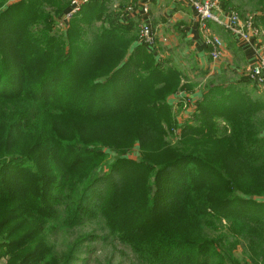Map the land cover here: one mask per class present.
Segmentation results:
<instances>
[{"label": "trees", "instance_id": "obj_1", "mask_svg": "<svg viewBox=\"0 0 264 264\" xmlns=\"http://www.w3.org/2000/svg\"><path fill=\"white\" fill-rule=\"evenodd\" d=\"M65 1L0 0V258L76 264L101 238L137 264H264V201L246 188L264 175L254 82L245 74L208 86L195 125L184 121L175 135L178 74L147 55L135 61L144 49L129 50L133 28L99 13L101 0L56 32ZM231 1L221 8L241 14ZM244 1L264 10V0ZM223 146L237 164L205 158ZM92 227L101 237L65 238Z\"/></svg>", "mask_w": 264, "mask_h": 264}, {"label": "crops", "instance_id": "obj_2", "mask_svg": "<svg viewBox=\"0 0 264 264\" xmlns=\"http://www.w3.org/2000/svg\"><path fill=\"white\" fill-rule=\"evenodd\" d=\"M101 1L105 6L109 4L120 5L119 11L121 12L124 7L126 8L124 15L118 12L116 18H118L119 24L124 28H133V40L129 50L134 46V49L138 46L144 49L142 54H140L141 56H137L135 61H139L144 58L143 56L147 55L150 60L160 63L161 67L172 65L179 71L187 72L190 75H192V71L193 73H199L202 76L200 80L210 81L208 86L219 84L223 81H238L241 77L246 76L245 74H248L250 67L257 61V50H261L262 55H264L263 32H261L262 36L257 39V42L252 44L242 43L231 36L228 31L215 24L209 23L202 26L186 0ZM217 1L219 2L218 9L221 15L234 12H225L221 8L220 0ZM232 1H234L233 5L240 4L242 6V16L247 17L258 13L246 8L244 0ZM142 5L147 9L146 13L142 12ZM253 23L259 29L258 19L256 22L253 20ZM140 25L148 27L151 31L154 37V45L152 47L145 48L138 44L136 29L138 32ZM211 36L219 38L223 43L222 57L216 61L209 57L208 49L204 45L205 39ZM254 85L256 91H254L253 96L263 98L264 86H260L258 89V85L255 82ZM201 95L202 93L194 96H185L187 100L190 97L191 102L186 106L187 109L184 107L180 119L183 118L184 120V116L188 114L187 111L195 109L194 104L201 99ZM172 99L175 100L174 97Z\"/></svg>", "mask_w": 264, "mask_h": 264}, {"label": "rangeland", "instance_id": "obj_3", "mask_svg": "<svg viewBox=\"0 0 264 264\" xmlns=\"http://www.w3.org/2000/svg\"><path fill=\"white\" fill-rule=\"evenodd\" d=\"M54 1L58 2L59 0H54ZM71 1L72 0H66L64 3H61L62 5L65 4V6L62 9L61 16L56 21L57 25L55 27V31L58 33H61L64 30H66L68 27V23L71 20V18L75 15H78L79 13L81 14L82 11L84 10L83 7L85 5L83 7H81L79 13L67 18L66 15L69 12ZM96 1L98 3H95ZM95 4H97V6L100 7L101 1L100 0H94L91 5L95 6ZM111 5L109 4V5L105 6V4L103 3V8L100 10L99 13H101L104 16H107L108 20L112 19V18H113V20H115L118 12L120 14L124 15V11L126 10L125 7H124L123 11L121 12V11H119V9L121 8L120 5H116V4H113L112 6ZM239 16H240V19L242 22H245L248 19H253L254 22H256V20L258 19V28L260 29L261 32L264 33V10H262L256 14H252L251 16H247V17L242 16V14L241 15L239 14ZM62 19H63V21H62ZM132 33H133V29L131 31L129 30V32L125 33V35H127L129 38H131ZM136 33H137V29H136ZM134 47L132 48V52H133ZM128 58H129V56L126 57V59H128ZM102 65H103V62L99 61L95 65H93L90 69L93 71V73L94 72H102L103 71ZM156 69L161 71V72H164L165 74H167L168 76H171V77L177 76V74L179 76L178 77V79H179L178 90L175 91V94L173 96L171 95L169 97L171 99V100H169V105H171V110L174 113L173 116H175V122H176V124H179L177 126L178 128L176 129L174 134L178 135L181 131L180 126H181V124L184 123V121H186L192 125H195L193 122L194 116H195V114H194L195 109L187 111L188 114L184 116V120H183V118L180 119L182 116L181 113H182L184 107H186L191 102L190 97L187 100L185 96H188V95L194 96V95L203 93L204 90L206 89V87L208 86V83H210V81L200 80L202 78V76L199 73H193V71H192V75H190L187 72L179 71L177 68H175L172 65L171 66H164V67L156 66ZM103 76H104L103 74H99L98 76L94 77V80L103 79L104 78ZM259 87H260V85H258V89H259ZM254 91H256V90H254ZM171 97L172 98L174 97L175 100H173ZM176 98L177 99L181 98V99L177 100ZM186 109H187V107H186ZM126 132H127V129H119L117 140H121L122 142H126L127 141V133ZM111 143H114V142H111ZM154 143H155L154 137L148 140L147 151L152 152V148L154 146ZM209 147L210 146L208 145V146L203 147V149L205 151H207V153H208ZM134 149H135V146H134ZM213 149H215L213 151V155L215 157H211L208 154V156L205 157L206 159H217L218 158L222 162H224L226 165L237 164V162H236L237 158L232 153H230L228 150L223 152L224 156H225V159H223L222 151H218V150H220V149L226 150V148L224 146L223 147H213ZM228 152L230 153V159H226V157H227L226 155ZM132 153L133 154H131V152H130L127 155V157L129 159H132V160L139 159L136 156L137 152L132 151ZM103 171L106 172L107 168L106 169L104 168ZM246 188L249 191L248 196H252L253 199L257 200L258 202L264 201V175H261V172H259L258 175H256L254 178L249 179V182L246 184ZM90 231H93L97 237H101L102 233L98 229L92 227L89 229L84 228L82 231H77L75 234L70 235V237H65V238L69 239V238H73V236H74V239H75V235L88 233ZM62 239H64V238L63 237L60 238L59 242H57V244L58 243L60 244V241H62ZM59 244H58V246H59ZM85 245L86 246L84 247L83 252L79 255L80 261L77 262L76 264H137L136 260L133 258V255L129 252V250L121 247L120 245H116L114 243L103 242L101 240V238H97L95 241H90L89 243H85ZM1 253L2 252L0 250V255H2ZM6 263L9 264V262H7V259L0 258V264H6Z\"/></svg>", "mask_w": 264, "mask_h": 264}, {"label": "built area", "instance_id": "obj_4", "mask_svg": "<svg viewBox=\"0 0 264 264\" xmlns=\"http://www.w3.org/2000/svg\"><path fill=\"white\" fill-rule=\"evenodd\" d=\"M92 0H72L67 18L79 13L81 7ZM189 7L194 11L196 19L202 26L209 23L215 24L226 31L240 42L245 44H252L257 42L262 34L253 23L252 19L242 22L239 14L232 12L226 15L219 13V2L217 0H186ZM142 12L146 13L147 9L142 5ZM137 42L139 45L149 48L154 45V37L148 27L140 25L137 32ZM205 47L208 49L209 57L216 61L222 57L223 43L214 36L207 37L204 41ZM258 49V48H257ZM258 59L253 64L249 71V78L256 83V85L264 86V55L261 50H257ZM194 110V108H193Z\"/></svg>", "mask_w": 264, "mask_h": 264}]
</instances>
